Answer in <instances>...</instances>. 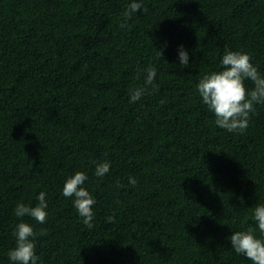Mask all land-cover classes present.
<instances>
[{
	"label": "trees",
	"instance_id": "1",
	"mask_svg": "<svg viewBox=\"0 0 264 264\" xmlns=\"http://www.w3.org/2000/svg\"><path fill=\"white\" fill-rule=\"evenodd\" d=\"M132 2L0 0V264L20 222L37 264H251L228 238L264 205V104L229 133L197 84L226 51L264 76V0H135L125 17ZM149 67L156 87L130 103ZM76 172L96 201L91 228L62 195ZM41 192L45 223L14 215Z\"/></svg>",
	"mask_w": 264,
	"mask_h": 264
},
{
	"label": "clouds",
	"instance_id": "2",
	"mask_svg": "<svg viewBox=\"0 0 264 264\" xmlns=\"http://www.w3.org/2000/svg\"><path fill=\"white\" fill-rule=\"evenodd\" d=\"M143 5L132 2L125 11V17L130 18L133 13L141 11ZM147 9H144L146 11ZM124 26L123 24L121 25ZM162 57L163 53L159 51ZM178 59L180 65L187 66L189 56L183 45L178 49ZM222 70L205 75L197 84V91L202 103L214 114L215 125L229 133L243 132L249 126L250 114L255 111V105L264 104V76L251 63V57L247 53L226 51L221 59ZM144 87L131 90L130 103L139 101L150 88L156 87V69L149 67L146 69ZM251 81L253 88L248 90L245 81ZM150 94V93H149ZM108 162L99 163L95 168V176L104 177L110 169ZM87 180L84 172H76L65 181L62 188V195L71 198L73 207L82 218L84 225L91 228L94 219L93 206L95 199L82 187ZM132 185L136 180L129 177ZM38 204L35 207L26 206L19 203L14 209V215L18 218L29 216L36 222L43 224L47 218V203L45 193L41 192L38 197ZM253 218L256 228H248L247 231H237L228 239L231 249L238 255H243L251 264H264V238L255 235L256 229L260 236L264 237V205H257L253 210ZM109 222L112 217H109ZM41 232L39 235H46ZM13 235L15 237V247L8 252L11 264H37L38 257L35 253V243L37 235L33 228L24 222L16 225Z\"/></svg>",
	"mask_w": 264,
	"mask_h": 264
}]
</instances>
